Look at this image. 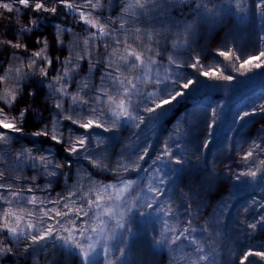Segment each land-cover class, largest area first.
Segmentation results:
<instances>
[{
	"label": "snow or ice",
	"instance_id": "1",
	"mask_svg": "<svg viewBox=\"0 0 264 264\" xmlns=\"http://www.w3.org/2000/svg\"><path fill=\"white\" fill-rule=\"evenodd\" d=\"M49 2L52 4L50 8L46 6V0H0V8L8 13H16L18 21L19 15L25 9L32 8L35 12L55 14L57 5H61L74 16L78 13L79 20L88 26L86 35L82 40L77 37L73 41L69 54L63 61L59 57L55 58L60 61L61 68L46 86L50 89L48 96L52 98L55 111L49 124L31 133L34 138L47 137L55 144L64 143V151L68 154L65 163L58 162L49 148L35 147L42 141L34 139L33 147H22L16 153L17 167L21 161L30 160V167L34 169L33 175L17 174L13 177L6 170L0 169V256L14 253L15 245L21 242L24 249L28 250L42 242L53 241L54 248L59 246L60 249L67 250L69 256H78L81 264H96V256L101 251L105 264H114L111 242L119 240L121 245L127 242L128 236L125 233L134 234L132 217L139 212L141 217L149 218L142 219L140 223L152 226L153 231L155 227L150 220L154 213L157 214L155 223L159 224V231L152 239L154 246L167 247L174 253L182 246L192 249L195 259L189 254L174 255L171 264H178L180 261L184 264H217L215 249L206 251L205 242L193 235L197 230L192 227V219L181 224L175 201L171 197L164 199L165 193L180 178L179 174L184 172L186 157L178 155L173 148L174 145L176 149H180L181 145L175 140L171 144L166 140L151 165L142 169L141 161H145L149 155L150 146L139 148L133 156L128 152V146L124 145L113 163L108 155L110 137L98 135L96 130L116 135L121 128L127 127L133 130L132 136L138 138L135 130L140 129L146 120L155 122L164 116L187 94L186 90L198 82L196 75L229 82L234 77L224 71H219L218 74L212 67L204 65L199 53L190 58V63L183 62L185 67L194 70L195 74L191 77L175 70L181 67V61L174 55L168 56V68H163L156 59L161 33L167 34L170 31L163 28L171 19L169 9L177 7L181 0H124L117 17L102 16L103 10L110 6L105 0H85L82 5L75 0ZM236 5L239 11H244L246 7L243 0H236ZM199 7L200 5L198 9ZM254 8L264 20V0H256ZM41 19L44 18L36 17L28 25H21L15 34V42L4 40L0 44L28 51L27 45L22 41L25 36L40 31ZM157 23L161 24L160 29L155 27ZM54 28L55 43L63 47V35L65 32L70 33L71 29L60 25H55ZM192 29L191 23L186 24L184 33L190 34ZM176 35L177 40L173 42V47L182 46L185 41L179 39V32ZM260 39L264 41V36ZM97 41L104 44V52L93 59ZM36 43L40 47L26 59L14 53L8 68L0 75V85H3L0 101L9 109L23 93L22 82L38 75L42 78L40 83L43 84L44 79L48 78V71L53 65V58L49 55V38L39 35ZM217 53L240 75L264 68V60L260 59L264 57V49L244 59L232 47H227V50L217 49ZM233 58L239 61L238 68L235 67ZM85 59L88 60L89 73H94L99 68L100 83H93L85 75L82 80L77 81V91L69 93V81L74 79V74L81 67L80 62ZM257 60L259 62L254 63ZM141 85H150L154 90L145 91ZM29 95H35V92L30 91ZM69 95L71 104L65 109V97ZM29 110L22 108L18 115H12L0 108V146L8 145L16 139L12 133H23V121ZM256 112L264 113V104L243 112L238 119L243 121L245 117ZM217 115V109L213 108L212 122L207 125L209 133L214 127ZM65 121L70 122L67 136L63 130ZM76 129L83 131L77 134ZM182 131V127H177L174 134L180 135ZM209 142V138H205L202 147L208 148ZM257 153H264V143L253 140L247 150L241 148L238 155L244 169L232 173L236 181H240L242 177L252 180L258 176L264 177V159ZM72 158L88 161L102 173L112 172L116 176L115 182L101 183L85 170L78 174L75 183L66 187V191L57 193L54 198L47 195L37 196L38 191L43 193L51 190L61 174L68 177V173H62V169L65 165L71 168ZM172 164L180 167H170ZM141 169L147 181L142 187L141 181L124 178L125 173ZM225 171L231 172L230 167L226 165ZM41 176L46 181L43 185L37 183ZM195 176L196 173H192L189 180L195 181ZM214 180L215 176L209 172L207 176L200 178L199 186L203 188L207 185L208 190H211ZM20 181L24 183H17ZM25 192L29 195L25 196ZM132 192H135L134 196L131 195ZM181 195L185 194L182 192ZM251 206L264 208V205L253 199L243 208V212L247 213ZM225 208L226 201L218 211L223 214ZM147 209L152 212L146 211ZM186 213L191 216V204L187 206ZM240 223L248 230L245 235L250 236L258 226L264 228V215L258 219L253 218V222L241 219ZM200 231L207 232L208 227ZM118 250L121 256L126 252L123 246ZM231 251L234 256L238 254L239 264H264V250L247 247ZM119 259V256L116 257V260ZM56 260L54 254L51 264H56Z\"/></svg>",
	"mask_w": 264,
	"mask_h": 264
},
{
	"label": "trees",
	"instance_id": "2",
	"mask_svg": "<svg viewBox=\"0 0 264 264\" xmlns=\"http://www.w3.org/2000/svg\"><path fill=\"white\" fill-rule=\"evenodd\" d=\"M49 2V0H46ZM47 2V3H48ZM72 2V0H70ZM77 4H84L85 0H75ZM110 5L103 12V17H117L124 0H105ZM256 0H243L246 5L244 11L237 9L236 0H181V3L169 9L170 20L163 25V28L170 31L161 33V40L158 45L156 59L163 68L170 67L168 56L174 55L181 61V67L175 69L189 77L194 75V70L185 67L183 62H191V57L199 53L204 65L210 66L214 71H224L225 74L232 75L233 81H222L208 79L196 75L197 83L186 90V95L159 120L155 122L147 121L141 125L140 129L135 130L137 137L132 136V131L127 127L121 128L118 134L104 133L97 129L96 134L104 137H110L108 155L114 163L119 153L123 150L122 146H128V152L133 156L139 148L150 146L149 155L145 161H141L142 169L151 165L152 160L161 150V146L167 140L171 144L175 140L181 145L180 149L174 151L183 157L186 162L183 165L184 172L179 174L174 187L169 188L165 193L164 199L171 197L179 209V218L181 224L192 219V227L197 231L193 233L198 239L205 242V250L216 251L217 264H239L238 254L233 255L232 249H246L252 247L257 250H264V228L260 226L250 236H246L248 231L240 223L241 219L246 222H253V218L258 219L264 215V208L258 206L249 207L247 213L243 208L248 206L249 202L255 199L259 204L264 205V177L258 176L255 180L248 177H242L240 181L233 178L232 173H238L244 169L240 161L238 152L247 150L248 145L256 140L258 143H264V113L256 112L243 121L238 117L246 111L258 108L264 104V68L253 69L246 75H240L233 71L231 64L225 61L217 53V49L227 50L232 47L241 56V59L249 55H256L264 49V41L260 39L264 36V20L256 13L254 4ZM51 3V2H49ZM198 5H200L198 9ZM206 6V7H204ZM197 10L199 15H197ZM43 17L40 20V31L25 36L23 43L27 45L28 51L23 49H13L5 44H0V75L9 66V61L15 53L20 57L27 58L31 52L38 50L40 45L36 43V37L39 35L49 38V55L53 58V65L48 71V78L40 83L41 77H30L23 83V93L18 97L14 106L9 109L2 101L0 108L5 113L18 115L22 108L30 109L23 121V133H12L16 139L10 144L0 146V169L6 170L10 176L20 174L21 176H31L34 169L30 167L31 161H21L17 167L16 153L22 147H33L32 141L37 139L42 143H37V148H49L56 156V160L65 163L68 154L64 151L65 144H55L47 137L34 138L31 133L38 131L45 124H49L54 113L52 98L48 96L50 89L46 86L61 68L60 61H63L69 54V47L73 41L79 37L81 40L86 35L88 27L79 20V14L75 16L63 11V8L57 5L56 13L36 14L32 8L25 9L19 15L17 20L16 13H8L0 8V41L13 40L15 42L16 32L21 25H28L33 18ZM163 19V17H160ZM191 23L193 29L190 34L184 33L186 24ZM55 25L71 29V32H65L63 35V47L55 43L54 31ZM178 25V26H177ZM147 26V25H142ZM118 27V24H117ZM156 28L160 29L161 24L157 23ZM180 33L179 39L185 41L182 46L173 47V42L177 40V33ZM104 52V44L97 41V47L93 54V59ZM59 57L60 61L55 58ZM264 60V57L260 58ZM235 67H239V61H235ZM259 60L254 61L258 63ZM81 67L74 74V79L69 81V93L77 91V81L82 80L88 75L92 82L99 84L100 70L97 68L94 73L88 71V60L80 62ZM219 66V68L217 67ZM102 67V65H101ZM174 68V66H171ZM207 70V69H205ZM25 71L27 69L25 68ZM163 74V73H161ZM58 86V85H57ZM145 91H153L150 85H141ZM3 85H0L2 90ZM35 92V95H29V92ZM94 91V90H93ZM91 94V93H90ZM71 104V95L65 97V109ZM216 108L218 115L211 132L207 125L212 122V109ZM141 114H144L141 112ZM68 121L64 122V135H68ZM182 127L180 135H175L174 130ZM75 129V126H73ZM77 134L82 129H76ZM209 138L208 148H203V140ZM131 141H135L132 143ZM114 145V146H113ZM264 159V153H257ZM198 157V159H197ZM71 168L67 165L62 169V173H68L66 178L63 174L55 181L51 190L46 192H36L37 196L47 195L55 197L57 193L66 191V187L76 182L78 174L87 170L95 180L107 184L115 182L116 176L112 172H101L83 159L76 160L72 158ZM229 166L231 172L225 171V166ZM170 167H180L172 164ZM129 172L124 174V178L141 181V187L146 183L143 170ZM212 172L215 180L211 190L204 185L200 188L199 181L201 177L207 176ZM196 173L195 181L189 180V176ZM175 178V177H174ZM45 178L41 176L37 183L43 185ZM17 183H24L23 181ZM165 187H168L165 185ZM139 191V188L137 189ZM185 195L182 196L181 193ZM134 193V194H133ZM132 196L135 192H132ZM25 196L29 193L25 192ZM227 202V208L221 214L218 209ZM191 204V216L186 213L187 206ZM146 211L152 212L151 209ZM150 223L155 227L141 224L142 219L136 212L132 217V229L134 234L125 233L128 240L123 245L119 240L112 241L114 264H171V258L174 255L192 254V249L186 246L178 248L174 253L167 247H156L152 244V239L159 231V224L155 223V216ZM147 227V231L145 228ZM208 227V231L201 233V229ZM217 233L219 235H217ZM6 235V234H5ZM186 243V242H185ZM53 241L42 242L40 245H34L25 250L21 242L15 245L14 253L0 256V264H51L54 254L57 257L56 264H81L78 256H69L67 250L53 247ZM46 245V246H45ZM123 246L126 252L123 256L119 253V247ZM211 246V248H209ZM120 257L116 260V257ZM257 259V258H254ZM96 264H105L104 256L101 252L96 256ZM178 264H184L183 261Z\"/></svg>",
	"mask_w": 264,
	"mask_h": 264
},
{
	"label": "rangeland",
	"instance_id": "3",
	"mask_svg": "<svg viewBox=\"0 0 264 264\" xmlns=\"http://www.w3.org/2000/svg\"><path fill=\"white\" fill-rule=\"evenodd\" d=\"M48 1H46V6L47 7H51L52 6V4L51 3H47ZM59 6H61V5H59ZM62 8H63V11L65 12V13H68V14H71L69 11H67L63 6H61ZM35 12V11H34ZM45 13L44 11H40V12H35L36 14H39V16H40V13ZM48 13H51V12H48ZM93 31H95V29H93ZM134 194V193H133ZM132 193H131V195H133ZM102 252V251H101Z\"/></svg>",
	"mask_w": 264,
	"mask_h": 264
}]
</instances>
